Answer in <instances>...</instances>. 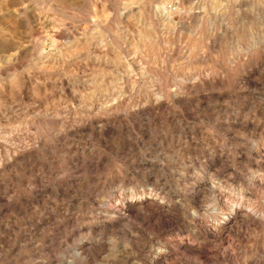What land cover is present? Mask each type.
<instances>
[{
  "label": "rangeland",
  "instance_id": "374dc122",
  "mask_svg": "<svg viewBox=\"0 0 264 264\" xmlns=\"http://www.w3.org/2000/svg\"><path fill=\"white\" fill-rule=\"evenodd\" d=\"M0 264H264V0H0Z\"/></svg>",
  "mask_w": 264,
  "mask_h": 264
},
{
  "label": "bare ground",
  "instance_id": "6f19581e",
  "mask_svg": "<svg viewBox=\"0 0 264 264\" xmlns=\"http://www.w3.org/2000/svg\"><path fill=\"white\" fill-rule=\"evenodd\" d=\"M233 208V207H232Z\"/></svg>",
  "mask_w": 264,
  "mask_h": 264
}]
</instances>
